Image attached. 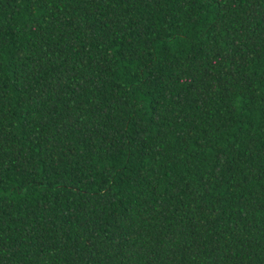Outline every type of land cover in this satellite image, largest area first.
Listing matches in <instances>:
<instances>
[{
  "label": "trees",
  "instance_id": "trees-1",
  "mask_svg": "<svg viewBox=\"0 0 264 264\" xmlns=\"http://www.w3.org/2000/svg\"><path fill=\"white\" fill-rule=\"evenodd\" d=\"M0 264H264V0H0Z\"/></svg>",
  "mask_w": 264,
  "mask_h": 264
}]
</instances>
